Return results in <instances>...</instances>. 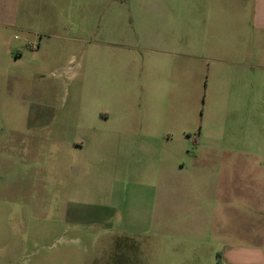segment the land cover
Instances as JSON below:
<instances>
[{"label": "crops", "instance_id": "0c3cea01", "mask_svg": "<svg viewBox=\"0 0 264 264\" xmlns=\"http://www.w3.org/2000/svg\"><path fill=\"white\" fill-rule=\"evenodd\" d=\"M26 5L24 12L23 0H0V89L8 74L17 72L15 85L24 82L18 70L26 61L32 63L30 72L35 78L43 77L47 70L63 68L59 64L54 67L48 60L40 64L28 60L39 56V51L30 50L46 40L38 39L33 31L37 16L32 14V3ZM120 21L121 42H101L96 57L112 46L128 55L142 52V92L149 102L158 100L159 104L167 96L170 102L180 101L186 72L192 85L205 83L209 100L215 104H223L234 95L237 98L233 100L248 110L258 101V155L246 160L231 149L223 150V160H218L216 146L201 147L202 132L193 138L182 126L181 117L171 116L166 122L167 116L161 113L141 120L123 116L117 122H130L120 131L79 124L75 131L49 132L48 136L62 137L63 150L75 155L89 147L98 153L120 152L126 147L135 150L136 144L153 151L152 157H138L144 171L134 173L135 180L154 191L151 203L144 202L142 208L155 213L159 232L165 236L178 235L192 220L187 230L195 238L201 232H207V237L205 244H81L72 249L73 244H67L63 251L53 245L46 264H264V0H129L121 7ZM94 36L100 38L101 30ZM2 96L0 92V180L12 163V153L24 163L28 161L25 152L29 151V158L33 153V147L26 143L31 140L15 139L14 147L8 140L1 125L7 103L15 118L24 115L30 124L42 119L40 109H53L45 102ZM96 113L97 124L114 120L110 111ZM251 121L249 113L242 119ZM177 122L178 131L166 128ZM175 138L180 142L178 149L167 145ZM64 171L55 174L62 178ZM200 199L207 203L206 210L199 208Z\"/></svg>", "mask_w": 264, "mask_h": 264}, {"label": "rangeland", "instance_id": "374dc122", "mask_svg": "<svg viewBox=\"0 0 264 264\" xmlns=\"http://www.w3.org/2000/svg\"><path fill=\"white\" fill-rule=\"evenodd\" d=\"M30 2L32 14L38 20L33 31L38 39L46 42L39 48L36 44L34 49H29L39 51V56L28 60L38 64L48 60L54 67L59 64L63 68L55 72L47 70L43 77L35 78L30 72L32 63L26 61L18 70L24 82L15 85L13 77L17 72L8 74L0 89L1 98L15 95L32 103L45 102L53 108L40 109L42 119L30 124L23 114L15 118L10 102L7 103L1 125L6 129L8 140L13 147L15 139L31 140L26 143L33 147V153L29 158V151L25 152L28 155L25 163L12 153V163L1 176L0 264H46L53 245L63 251L68 249L67 244H73L70 249L81 244L98 247L100 244L196 241L205 244L207 232L198 233L195 238L187 230L192 220L179 236H165L159 232L155 213H147L142 208L144 202L151 203L154 191L135 180L134 173L144 171L138 157L151 154L152 157L153 151L136 144L135 150L126 147L120 152L98 153L89 147L75 155L63 150L62 137L48 136V133L75 131L79 124L120 131L129 127L126 123L130 121L117 122L123 116L141 120L161 113L167 116L166 122L171 116L181 117L182 126L189 129L193 138L202 132L201 147L216 146L220 151L218 160H223V150L231 149L251 160L258 155L255 153L258 152V101H253L248 110L237 99L233 100L237 98L234 95L223 104H215L209 100L205 83L192 85L186 72L180 101L170 102L167 96L159 104L158 100L149 102L142 92V52L128 55L112 46L104 48L99 58L95 55L101 42H121V7L129 0H23L24 12ZM99 30L102 36L97 38L94 35ZM99 111H110L114 120L97 124ZM247 113L251 114L252 121L242 122ZM179 122L166 128L178 131ZM14 131L17 138L13 137ZM167 145L180 148L177 138ZM185 157L183 154L184 160ZM62 170L65 176L60 178L55 173ZM198 189L201 194V184ZM206 206L200 199L199 208L206 210Z\"/></svg>", "mask_w": 264, "mask_h": 264}]
</instances>
